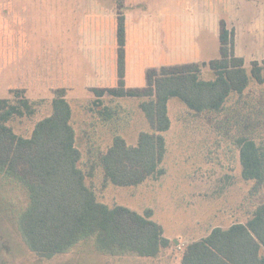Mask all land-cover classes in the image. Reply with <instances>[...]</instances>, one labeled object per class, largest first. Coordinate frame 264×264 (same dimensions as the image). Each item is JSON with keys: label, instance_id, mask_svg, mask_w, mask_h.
<instances>
[{"label": "rangeland", "instance_id": "1", "mask_svg": "<svg viewBox=\"0 0 264 264\" xmlns=\"http://www.w3.org/2000/svg\"><path fill=\"white\" fill-rule=\"evenodd\" d=\"M2 4L6 9L1 16L6 14L10 21L17 18V31L15 35L5 32L2 22L0 41L3 44L6 36L8 40L0 49L5 58L0 99L13 98L15 91L39 103L34 117L10 125L18 134L30 136L35 124L52 114L55 93L64 89L83 156L81 168L89 172L95 167L87 184L98 201L139 214L152 211V220L163 227L171 245L150 259L112 256L81 241L53 258H40L27 246L18 214L8 213L14 204L11 200L24 204V191L0 175V264H180L187 244L217 227L247 223L264 203V184L242 176L237 145L247 132L240 125L241 113L254 105L256 110L264 106V85L258 86L251 77L252 62L264 61V0H3ZM15 10L18 16L12 14ZM120 14L126 24L127 89H144L150 71L191 65L202 67L201 80L213 81L215 73L203 66L221 57L223 25L236 32L235 55L244 58L251 85L243 95H232L219 118V114L198 115L182 100L172 98L168 105L171 127L163 134L165 173L129 187L105 184L99 157L116 136L136 146L142 132H151L140 108L144 99H98L93 93L118 86ZM259 124L253 134L264 142V122Z\"/></svg>", "mask_w": 264, "mask_h": 264}, {"label": "trees", "instance_id": "2", "mask_svg": "<svg viewBox=\"0 0 264 264\" xmlns=\"http://www.w3.org/2000/svg\"><path fill=\"white\" fill-rule=\"evenodd\" d=\"M117 43L118 86L94 89L93 93L98 99H144L140 108L151 132H142L136 146H129L116 136L99 157V165L105 184L139 186L165 173L163 134L171 127L168 105L172 98L182 100L198 115L223 117L232 95L241 96L251 87L250 76L244 58L235 55V31H229L225 25L220 37L221 57L203 66L215 73L213 81L201 80L202 67L191 65L163 69L161 73L150 71L144 89H127L126 24L121 14ZM251 77L258 86L264 85V61L252 62ZM13 93V98L0 99V175L14 181L19 192L24 191V204L11 200L14 204L8 213L18 214L19 230L29 249L46 259L65 253L81 241L112 256L133 254L155 259L167 250L171 241L164 236L163 227L152 220V211L139 214L121 206L109 207L99 202L88 186L87 179L94 175L95 167L89 172L81 168L83 156L77 147L66 91L55 93L52 114L37 122L30 136L18 134L10 124L34 117L39 103L18 96L19 92ZM256 106L241 113L244 121L240 125L247 132L237 139V145L244 180L262 186L264 142L253 133L264 122V106L257 110ZM251 121L253 125L248 124ZM180 264H264V203L247 223H236L228 229L217 227L208 236L187 244Z\"/></svg>", "mask_w": 264, "mask_h": 264}, {"label": "crops", "instance_id": "3", "mask_svg": "<svg viewBox=\"0 0 264 264\" xmlns=\"http://www.w3.org/2000/svg\"><path fill=\"white\" fill-rule=\"evenodd\" d=\"M2 1L3 0H0V40H1V32H2V28H1V26H2V22L4 23V25L6 26L5 27V32L7 31V32H9V34H10V32H12V34H14L15 35V33H16V31H17V28H16V26H15V19H17V18H14V19H11V21L9 20V17H7L6 16V14H4V17L3 16H1V14L3 13V7L6 9V6H4L3 4H2ZM8 6H9V8L12 10V4L11 3H8L7 4ZM16 11V12H15ZM15 11H13L14 13H12L13 15H15V16H18V14H17V10H15ZM235 31V30H234ZM15 32V33H14ZM235 35H236V32H235ZM3 40H4V43L2 44V42L0 41V49H1V47L2 46H4L5 45V43H6V40H8V36H6V38L4 37L3 38ZM235 40H236V36H235ZM5 55H6V53H5ZM5 60V58H4V54L3 53H0V64L2 63V60ZM2 64L0 65V73H1V70H2ZM1 75V74H0ZM10 88H12L11 86H10Z\"/></svg>", "mask_w": 264, "mask_h": 264}]
</instances>
